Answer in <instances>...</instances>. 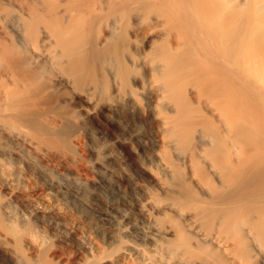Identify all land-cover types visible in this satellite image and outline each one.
Returning <instances> with one entry per match:
<instances>
[{
	"label": "bare ground",
	"instance_id": "6f19581e",
	"mask_svg": "<svg viewBox=\"0 0 264 264\" xmlns=\"http://www.w3.org/2000/svg\"><path fill=\"white\" fill-rule=\"evenodd\" d=\"M0 264H264V0H0Z\"/></svg>",
	"mask_w": 264,
	"mask_h": 264
},
{
	"label": "rangeland",
	"instance_id": "374dc122",
	"mask_svg": "<svg viewBox=\"0 0 264 264\" xmlns=\"http://www.w3.org/2000/svg\"><path fill=\"white\" fill-rule=\"evenodd\" d=\"M0 258H2V255L0 254Z\"/></svg>",
	"mask_w": 264,
	"mask_h": 264
}]
</instances>
